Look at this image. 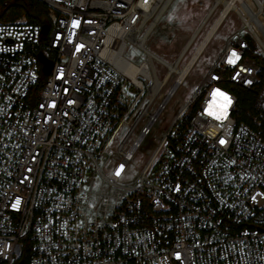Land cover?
<instances>
[{
  "label": "built area",
  "instance_id": "obj_1",
  "mask_svg": "<svg viewBox=\"0 0 264 264\" xmlns=\"http://www.w3.org/2000/svg\"><path fill=\"white\" fill-rule=\"evenodd\" d=\"M40 1L47 32L26 16L0 20V264H264V138L237 121V96L223 86L255 85L247 40L227 44L215 66L227 78L209 74L126 181L194 67L164 94L173 63L146 43L173 0ZM210 5L208 16L223 6L219 18L230 6L226 16L236 12L264 50V25L252 17L260 20L264 0ZM129 42L150 63L126 58ZM40 53L53 62L48 75ZM154 61L166 68L162 78ZM140 77L151 93L142 109ZM129 86L140 91L134 100ZM217 89L232 101L221 120L206 111ZM114 157L112 170L101 166Z\"/></svg>",
  "mask_w": 264,
  "mask_h": 264
},
{
  "label": "rangeland",
  "instance_id": "obj_2",
  "mask_svg": "<svg viewBox=\"0 0 264 264\" xmlns=\"http://www.w3.org/2000/svg\"><path fill=\"white\" fill-rule=\"evenodd\" d=\"M188 2L190 4L186 7L185 12L181 14L183 6ZM208 4L204 5H197L195 0H173L172 4L168 8L166 14L164 15L163 20L152 32L151 36L149 37L146 46L149 50L154 52L160 58L174 63L184 52V56L181 59L179 64V68L183 69L189 63L193 55L197 52V50L202 45L204 39L208 35L209 31L212 29L214 24L217 22L221 12L223 11V6L216 7L214 13L209 16L208 20L202 26V23L208 17L209 10L212 8L211 0ZM195 4V5H194ZM191 7V8H189ZM47 12H48V7ZM191 10L193 12L191 13ZM198 10L202 13L200 15L202 17L201 21L194 25V29L188 31L189 26L193 25L191 22V18H193L192 14H198ZM15 13V12H12ZM22 17V16H21ZM21 17L16 18L13 21L21 19ZM261 23L264 25V13L261 17H259ZM163 23H171L177 27V29L167 30L161 27ZM202 26V27H201ZM197 38L194 42L187 48L188 43L190 42L191 38L196 34ZM249 36V31L246 24L240 18V16L232 11L229 16L224 19L222 25L209 42L205 50L203 51L202 55L200 56L199 60L194 65L193 69L187 76L186 80L183 84L178 88L174 97L171 99L167 106V110L164 112L162 116L159 117L158 121L153 126L151 134L145 138L141 148L135 154L134 160L129 164L126 174L124 176V180L130 181L132 180L138 171L145 165L147 160L152 155L153 151L155 150L158 142L163 137L165 132H167L170 124L175 119L177 114L189 103V101L194 97L196 91L205 86L209 81V74L214 72L216 74L222 75L224 78H227V71L220 67H215L218 59L220 58L223 50L229 43H235L240 38H247ZM254 40V39H253ZM255 41V40H254ZM256 48L259 53H261L264 57V50L262 47L255 41ZM255 46V45H254ZM126 58L130 61L140 65L142 62H149L148 57L144 52H142L136 45L129 42L125 52ZM256 65V63L254 62ZM155 68L162 78L166 73V68L162 66L159 62L154 61ZM257 66V65H256ZM258 68V66H257ZM177 78V73H173L171 79L164 87V94L168 92V90L174 84L175 79ZM142 80L143 84L145 85V93L140 101V105L138 109H142L151 98V93L148 89L147 83L141 77L139 78ZM258 76H256V83H258ZM225 88L231 90L229 86L223 85ZM232 91V90H231ZM140 93L139 90L135 89L133 86H129L127 88V94L134 100L137 95ZM236 94V93H235ZM238 98V104L240 98L238 94H236ZM247 97V96H246ZM249 98V97H247ZM257 102L256 106L257 109L262 112L264 115V90L259 92L257 95ZM245 104V102H244ZM156 105L154 106V108ZM238 107V105H237ZM260 116H254L253 121L257 124L260 123ZM133 121V118L132 120ZM129 127H125L123 133H121L118 137V140H121L122 137L126 134ZM139 130L134 132L127 144L126 148L129 147L135 138L138 136ZM117 144V141L116 143ZM119 158H112L111 161L105 162V160L101 161V166L105 167L107 170H112L115 165L118 163ZM97 186H100V183L97 182Z\"/></svg>",
  "mask_w": 264,
  "mask_h": 264
},
{
  "label": "trees",
  "instance_id": "obj_3",
  "mask_svg": "<svg viewBox=\"0 0 264 264\" xmlns=\"http://www.w3.org/2000/svg\"><path fill=\"white\" fill-rule=\"evenodd\" d=\"M46 6L47 5L40 0H0V20L13 21L18 17L26 16L31 23L44 26L47 24ZM245 39L249 45L248 50H246V56L258 66L256 74L259 79L258 83H255L250 89L228 82H224L223 85L229 86L240 98L239 104L237 98L235 108V117L237 121L247 124L264 138V115H262V112L258 110L256 106L258 99L257 95L264 90V57L258 52L256 43L251 37L248 36ZM257 115H261L259 124L253 121L254 116ZM28 256L29 255L25 253L24 259L26 260Z\"/></svg>",
  "mask_w": 264,
  "mask_h": 264
},
{
  "label": "bare ground",
  "instance_id": "obj_4",
  "mask_svg": "<svg viewBox=\"0 0 264 264\" xmlns=\"http://www.w3.org/2000/svg\"><path fill=\"white\" fill-rule=\"evenodd\" d=\"M215 9H216V6L213 7V12L215 11ZM229 9H231L230 6H225L223 16H221L217 20V22L214 24V26L212 27V29L209 31L208 35L204 39L202 45L197 50V52L193 55V57L191 58V60L189 61V63L187 64V66L185 68H183V69L179 68V64L181 62L182 57L184 56L185 50H184L183 54L179 57V59L177 61H175L173 64H171L170 68L172 69L173 72H176L177 74H179V75H181L183 77L190 70V68L196 64V62L199 60L200 56L202 55L203 51L205 50V48L207 47L209 42L212 40L213 35L217 31V28H219L220 24L223 22L222 19L228 13ZM252 15H253L252 16L253 19L256 21L255 22L256 23V27L257 28L262 27V23L260 22V20H256V17H257L258 14L257 13H252ZM208 18H209V16L206 17V20L202 23V26H204V24L206 23ZM197 34H198V32L191 38L190 42L187 45V48L194 42V40H196Z\"/></svg>",
  "mask_w": 264,
  "mask_h": 264
},
{
  "label": "snow or ice",
  "instance_id": "obj_5",
  "mask_svg": "<svg viewBox=\"0 0 264 264\" xmlns=\"http://www.w3.org/2000/svg\"><path fill=\"white\" fill-rule=\"evenodd\" d=\"M77 22L74 21L73 24L75 26ZM233 57H236V53L232 52L229 59H228V63H233ZM213 99L212 101L209 103L208 108L206 109L207 114L209 116H213L215 119L217 120H221L222 118L226 117L227 115V110L229 105L232 103L230 97L224 93L221 92L220 90H214L213 94ZM71 103V101H70ZM221 144H224L225 141L223 139H221L220 141ZM121 168H123V165H121ZM119 171L117 172V175H119ZM253 199H255V197H253ZM20 203L19 200L16 201V204L13 205V207L18 206ZM176 258L180 259V254L177 253L176 254Z\"/></svg>",
  "mask_w": 264,
  "mask_h": 264
},
{
  "label": "crops",
  "instance_id": "obj_6",
  "mask_svg": "<svg viewBox=\"0 0 264 264\" xmlns=\"http://www.w3.org/2000/svg\"><path fill=\"white\" fill-rule=\"evenodd\" d=\"M190 1H192V0H190ZM195 2H197V5L199 6L200 4V2H203L204 3V6L206 5V4H208L210 1H208V0H195ZM211 3H212V0H211ZM189 5H192V4H190V2H188L187 1V3L183 6V9H182V11H181V14L182 13H184L185 12V9H186V7H188ZM195 5V4H194ZM189 8H191V7H189ZM193 12V10H191V13ZM198 12V14H192L193 15V18H191V22H193V25L192 26H189V29H188V31H191V30H193L195 27H194V25L196 24V23H198V22H200L201 21V19H202V17L200 16V15H202V13L200 12V10H198L197 11ZM229 16V14L224 18V19H226L227 17ZM224 21V20H223ZM223 23V22H222ZM222 23L220 24V26L222 25ZM220 26H219V28H220ZM219 28H217V31H218V29ZM216 31V32H217ZM216 32H215V34H216ZM214 34V35H215ZM214 35H213V37H214Z\"/></svg>",
  "mask_w": 264,
  "mask_h": 264
},
{
  "label": "water",
  "instance_id": "obj_7",
  "mask_svg": "<svg viewBox=\"0 0 264 264\" xmlns=\"http://www.w3.org/2000/svg\"><path fill=\"white\" fill-rule=\"evenodd\" d=\"M224 14V13H223ZM222 14V16H223ZM226 16V15H225ZM225 16L223 17L222 21L224 20ZM43 32H47L48 30V26L44 25L42 27ZM39 60L41 61V63L43 64V73L44 75H48L51 73L52 71V67H53V62L48 59L44 54L40 53L39 55Z\"/></svg>",
  "mask_w": 264,
  "mask_h": 264
}]
</instances>
